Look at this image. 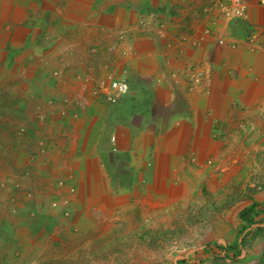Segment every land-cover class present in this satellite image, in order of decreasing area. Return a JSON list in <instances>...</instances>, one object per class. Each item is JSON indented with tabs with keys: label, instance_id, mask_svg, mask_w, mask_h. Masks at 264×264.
I'll use <instances>...</instances> for the list:
<instances>
[{
	"label": "crops",
	"instance_id": "0c3cea01",
	"mask_svg": "<svg viewBox=\"0 0 264 264\" xmlns=\"http://www.w3.org/2000/svg\"><path fill=\"white\" fill-rule=\"evenodd\" d=\"M211 2H31L20 38L31 82L8 122L18 176L0 182V201L34 215L40 235L81 237L127 221L140 203L174 200V184L185 190L187 175L214 158L222 167L226 137L264 121V6L245 0L246 18L222 19ZM108 78L128 91L108 101ZM250 191L217 210L216 242L196 264H264V186ZM184 259L173 264H190Z\"/></svg>",
	"mask_w": 264,
	"mask_h": 264
},
{
	"label": "rangeland",
	"instance_id": "374dc122",
	"mask_svg": "<svg viewBox=\"0 0 264 264\" xmlns=\"http://www.w3.org/2000/svg\"><path fill=\"white\" fill-rule=\"evenodd\" d=\"M34 1L0 0V182L18 176L8 143V122L13 99L24 98L31 82L32 57L22 54L26 45L20 38ZM262 124L264 121L245 137H226L222 167L214 158L207 168L192 170L185 190L174 184L176 188L169 192L174 200L140 203L130 209L127 221L114 220L106 232L65 238L49 228L40 235V226L34 227V215L18 211L10 198L0 201V264H173L177 256L195 263L202 246L214 242L217 210L228 209L238 192L255 193L264 186ZM258 145L261 147L254 148ZM222 177L226 184L221 190L218 184ZM63 215L69 218L70 214ZM99 224L105 225L101 220Z\"/></svg>",
	"mask_w": 264,
	"mask_h": 264
},
{
	"label": "built area",
	"instance_id": "2783aa9c",
	"mask_svg": "<svg viewBox=\"0 0 264 264\" xmlns=\"http://www.w3.org/2000/svg\"><path fill=\"white\" fill-rule=\"evenodd\" d=\"M260 5L264 6V0H259ZM215 8L218 10V17L222 19H233V18H246L247 17V6L245 0H212L210 8ZM147 21L145 18H141L139 23L141 25L145 24ZM208 32V31H206ZM217 42L223 44L224 40L218 38ZM189 73V78L191 84L199 83L200 75L195 71L194 67L187 69ZM173 76L176 74L172 73ZM101 87L103 88L105 98L108 101H114L119 95L125 94L129 87L124 80H119L115 78H108L107 82H102ZM68 215V212H64Z\"/></svg>",
	"mask_w": 264,
	"mask_h": 264
},
{
	"label": "trees",
	"instance_id": "16d2710c",
	"mask_svg": "<svg viewBox=\"0 0 264 264\" xmlns=\"http://www.w3.org/2000/svg\"><path fill=\"white\" fill-rule=\"evenodd\" d=\"M252 208H253V205L252 206H250V207H247L245 210H243L242 212H241V217H246L247 216V214L252 210Z\"/></svg>",
	"mask_w": 264,
	"mask_h": 264
}]
</instances>
